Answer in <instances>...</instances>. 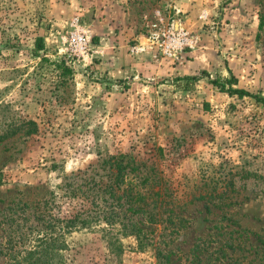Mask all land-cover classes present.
<instances>
[{"label": "rangeland", "instance_id": "1", "mask_svg": "<svg viewBox=\"0 0 264 264\" xmlns=\"http://www.w3.org/2000/svg\"><path fill=\"white\" fill-rule=\"evenodd\" d=\"M156 11L191 47L152 49ZM231 76L264 99V0H0V264H264V106Z\"/></svg>", "mask_w": 264, "mask_h": 264}, {"label": "trees", "instance_id": "2", "mask_svg": "<svg viewBox=\"0 0 264 264\" xmlns=\"http://www.w3.org/2000/svg\"><path fill=\"white\" fill-rule=\"evenodd\" d=\"M260 26H262V23H260ZM41 49V48H40ZM194 79V78H192ZM236 83V78L231 76L230 79L227 80H215L212 81V84L216 86L217 88L220 89V91L227 93L229 96H234L237 95L238 97H252L254 98L257 102L261 103L264 106V99L257 97L256 95H252L249 92L243 90V89H238L234 88L233 85ZM24 127L27 128V131L25 132L26 136H31L35 133H37V125L33 121H24ZM15 133H11L10 135H14ZM124 156H118V157H111L113 159L112 164L110 165L115 172V182L112 185L108 186L109 192L112 193L111 195L113 196V193L119 190V185L124 182L125 176H126V169L129 166L131 167V171H136L138 170L139 166L132 164L133 160L129 159L127 163H124ZM123 193L124 190H122ZM134 194V193H133ZM128 198L136 199L135 205L133 203V208L131 209L133 213L135 214H145L147 217L150 219H153L156 217L155 214H152L147 207V203H145L146 198L143 194L141 193H135L134 195H129V194H124ZM132 204V202H131ZM136 232H139L138 229H135ZM45 246V245H44ZM37 247V246H35ZM33 247V248H35ZM40 248L43 249L42 244H40ZM0 254H2L0 252ZM26 257L18 259V257H12V264H50L49 260L44 258L43 255L39 253V250L32 249L31 251L27 252ZM159 263L158 264H169L170 258L164 257L161 255V253L157 254ZM164 259V261L161 260Z\"/></svg>", "mask_w": 264, "mask_h": 264}, {"label": "built area", "instance_id": "3", "mask_svg": "<svg viewBox=\"0 0 264 264\" xmlns=\"http://www.w3.org/2000/svg\"><path fill=\"white\" fill-rule=\"evenodd\" d=\"M156 19L148 23L149 35L147 40L157 53H161L165 57H176L177 52H181L186 47H191L194 43V37L184 29H174V27H162L164 22L160 11L155 13ZM75 45L81 44L83 37L73 36L71 39ZM136 52L143 48L136 46Z\"/></svg>", "mask_w": 264, "mask_h": 264}]
</instances>
